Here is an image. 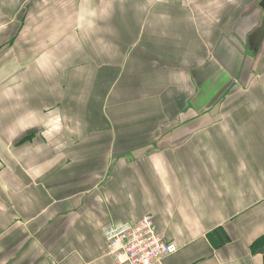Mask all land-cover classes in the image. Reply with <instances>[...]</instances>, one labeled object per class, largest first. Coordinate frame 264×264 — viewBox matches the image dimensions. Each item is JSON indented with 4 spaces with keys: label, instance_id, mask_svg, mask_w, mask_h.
I'll return each instance as SVG.
<instances>
[{
    "label": "crops",
    "instance_id": "obj_1",
    "mask_svg": "<svg viewBox=\"0 0 264 264\" xmlns=\"http://www.w3.org/2000/svg\"><path fill=\"white\" fill-rule=\"evenodd\" d=\"M264 0H0V264H264Z\"/></svg>",
    "mask_w": 264,
    "mask_h": 264
},
{
    "label": "built area",
    "instance_id": "obj_2",
    "mask_svg": "<svg viewBox=\"0 0 264 264\" xmlns=\"http://www.w3.org/2000/svg\"><path fill=\"white\" fill-rule=\"evenodd\" d=\"M107 254L117 264H157L177 252L159 235L151 215L134 224H118L108 232Z\"/></svg>",
    "mask_w": 264,
    "mask_h": 264
},
{
    "label": "water",
    "instance_id": "obj_3",
    "mask_svg": "<svg viewBox=\"0 0 264 264\" xmlns=\"http://www.w3.org/2000/svg\"><path fill=\"white\" fill-rule=\"evenodd\" d=\"M263 37H264V20H263V24H262V27L259 29V31H258V36H257V40H258V42H259V45H260V43L262 42V40H263Z\"/></svg>",
    "mask_w": 264,
    "mask_h": 264
},
{
    "label": "trees",
    "instance_id": "obj_4",
    "mask_svg": "<svg viewBox=\"0 0 264 264\" xmlns=\"http://www.w3.org/2000/svg\"><path fill=\"white\" fill-rule=\"evenodd\" d=\"M260 241H258L255 245H254V248H256V247H258V246H260V245H262L263 243H264V238H261V239H259ZM264 245V244H263ZM262 245V246H263Z\"/></svg>",
    "mask_w": 264,
    "mask_h": 264
}]
</instances>
